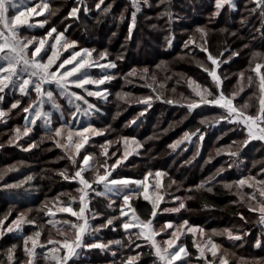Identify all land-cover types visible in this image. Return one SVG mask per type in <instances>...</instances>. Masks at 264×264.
<instances>
[{
	"label": "snow or ice",
	"instance_id": "6c2138e0",
	"mask_svg": "<svg viewBox=\"0 0 264 264\" xmlns=\"http://www.w3.org/2000/svg\"><path fill=\"white\" fill-rule=\"evenodd\" d=\"M129 2L132 8L128 26L129 38H131L132 32L137 26V14L141 12L143 5L149 7L151 5L148 4V0H129ZM22 3L23 0H19V2L18 0H0V120L9 116L13 110H20L25 114L23 131L20 127L15 129V140L19 141L22 137L29 136L32 131L31 126H35L37 120L42 119L45 125V136L42 137V140H51L56 147L62 149L66 159L74 169L72 172L63 169L57 174L64 181L77 184L78 187L75 191L78 195L71 196V194L61 193L52 200H45L37 209L38 212H42L48 217L47 225L61 223L53 219L58 213H66L71 218H75L74 220L65 219L62 221V224L71 232L68 233L58 228L59 239H53L52 233L49 232L46 241L42 242L41 236L45 225H37L36 221L28 219L25 213H19L16 219L7 225H5V221L11 213L0 218V239L8 233L22 232V226L26 223L37 228L32 234L21 237L22 245L13 244L7 249L5 264H36L37 250H44L46 247L45 260H50L54 264H68L74 257H79L83 250H110L113 245L126 249L129 253H135L124 257L122 264H141L143 252L137 250L144 246L149 247V254L153 256L154 264H188L191 253L184 240L189 237L192 239V246L197 252L195 259L201 264H235L234 261H230L228 251L216 243L213 237L224 236L228 241L239 242L242 245L245 239L251 235L250 232L243 228L235 231L228 228L221 231L212 230L208 234L199 225L190 224L187 219H183L180 223L168 220L157 228L158 216H162L164 213H180L181 210H186L185 198L178 195L172 196L170 201L176 203V207L161 209V204L168 202L165 201V196L169 195L168 189L176 181H171L165 186L163 178L168 174L162 170L155 172L149 170L140 179L120 176L119 173L113 175L116 169L124 164L133 153L138 154L137 150L143 145L135 137L129 136H121L116 141L109 140L106 133L110 131V126L100 129L92 123L79 124V121L81 117L90 119L100 111L95 104L90 103L89 98L94 97L105 101L108 99L111 93L107 85L117 79L115 75L111 74V70L117 69L116 62L109 59V53L106 50L97 53L96 49L80 47L75 40L69 41L65 36L67 29L58 32L55 27H51L42 37L22 36L21 31L25 28H45L48 17L56 13V9L51 6L49 0H40L34 7L25 6L21 9ZM249 3L254 5L249 9L250 14L259 13L264 17V0H249ZM169 4L170 0H159L158 6H165V11L161 15H166L171 21L172 12L168 9ZM102 5H105V0H98L95 8L104 14L111 11L112 4H107L103 8ZM226 6L233 10L236 9L234 0H214L215 11L212 16H219L221 10L225 9ZM10 10L14 11L15 14L9 15ZM81 10V7H72L68 16L78 18ZM45 13L47 16L38 24L30 23L32 17L44 16ZM120 18L123 20L124 16L121 15ZM195 32L199 34L201 42L190 36L188 40L184 41L183 47L188 50L191 59L210 78L209 83L212 87L201 84L193 77H187L185 83L190 89L191 97L181 96L179 100H165L158 87L154 86L156 84L155 75L151 74L150 70L145 67L140 70L132 69L124 76V80L125 83H132L131 78H137L153 94L145 97H133L130 92L120 91L116 93V99L124 103L142 104L145 109L150 108L155 100H163L165 103L184 107L189 113L201 108L219 110L221 114L214 118V123L223 122L232 125L234 130H242L246 137L242 141L232 142V145L237 146L235 151L231 150L232 145L227 146V149L216 150V155L226 153L232 160L239 157L242 148L247 147L252 141L264 142V53L250 49L249 67L246 70L249 75L246 76L245 71H240L236 74L238 77L237 88L231 92H226L224 85L228 76L226 73L221 75L220 69L222 65L229 64L234 58L239 57L241 52L225 48V51L229 53L227 59L222 58L223 52L219 55H213L205 39L208 35L206 29L199 27ZM173 39L174 37H170L168 40L169 48L172 47ZM244 47L249 48V45L245 44ZM197 51L205 54L207 63L196 60L193 53ZM65 53H67L66 56ZM94 53H97L95 57L93 56ZM121 58L117 57V59ZM185 58L184 56L179 57V59ZM159 67L160 65H157V68ZM92 69L101 70L98 78L91 74ZM168 78L171 79V77ZM179 82L178 79L177 83ZM245 85L248 88L255 86L256 89L253 93L257 100L254 113L249 111L253 105L247 101L242 105L235 103L239 94L245 90ZM53 87L69 105L70 116H64L60 105L57 103L56 94L51 90ZM159 87L162 88L163 85ZM6 89L17 90L22 97L29 98L30 103L21 107V100L18 99L5 110L3 94ZM172 91L175 92V89L173 88ZM33 93L36 96L35 100H31ZM45 104L50 105L53 110L60 113L58 126L53 127L52 112L44 111ZM143 114V112L140 113L141 116ZM130 123L134 124L136 121L133 120ZM200 123L205 124L208 121L205 119L201 120ZM94 137H105V142L99 145V156L89 150L90 141ZM193 137H196L200 142L193 156L195 159L199 155L204 140V133L199 128L191 133L185 132L180 140L169 147L175 150L185 142L192 143ZM12 142L13 140H9V143ZM114 145H116L115 149L111 150ZM35 147L37 145L31 143L24 150L29 151ZM211 159L210 156L206 163L210 162ZM109 161L113 162L109 164ZM228 167L231 168L232 164L230 163ZM14 170L17 169L9 167L0 170V181L4 180L8 172ZM225 171L226 169L223 167L217 169L213 176L202 181L195 189L189 188L187 191L205 189L207 192H212V187H208V185L214 184L217 177H222ZM258 176L264 177V163H261L257 175L241 176L238 180L223 182L222 187L233 192L237 197L233 204L246 206L250 214L257 215V224L264 227V178L258 179ZM150 177L153 178L151 182ZM32 179V176H28L21 183H5L3 187L5 189L20 188L23 183ZM100 188L102 191H98ZM64 195L69 196L67 203L61 200V196ZM113 196L120 200L118 216H103L102 213L94 211L91 207L94 197H106L109 199L107 208L111 210L116 203L115 200L111 199ZM140 199L149 205L146 217H142L137 212L136 207L133 206L134 201ZM187 199H192V197L189 196ZM73 204H76L77 207L74 208ZM101 219L103 222L94 227V222ZM239 219L244 224L248 223L243 213H239ZM117 224H119V230L124 239L107 243L101 241L86 242V237L91 238L94 233L104 229L117 231ZM197 236L202 242H197ZM158 237L161 239L158 240ZM164 237L167 238L164 239ZM18 247L26 256L23 262L16 258ZM254 247L264 249V241L259 238L256 239ZM112 255L115 256L116 253L113 252ZM243 264H264V258L244 260Z\"/></svg>",
	"mask_w": 264,
	"mask_h": 264
},
{
	"label": "trees",
	"instance_id": "16d2710c",
	"mask_svg": "<svg viewBox=\"0 0 264 264\" xmlns=\"http://www.w3.org/2000/svg\"><path fill=\"white\" fill-rule=\"evenodd\" d=\"M36 1L40 0H23L21 9L25 6H32ZM49 2L56 9V13L48 17L45 28H25L23 29L25 33L36 36L46 34L50 25L55 24L60 31L67 29L66 35L73 31L80 32L82 36V40L80 39V41L85 46L96 45V48L98 47L97 53L99 50H105V47L110 46L106 44L110 42L112 44V47L110 46L111 52L106 50L109 53V59L122 57L118 61L120 64L126 65V71L137 66L139 68L142 65L150 66L148 63L154 62L151 64L154 65V69H148L151 74L155 75L156 84L154 86L158 87L160 94L165 100H179L181 96L191 97L190 90H177L174 88V84L178 79L179 83L185 82L186 76L181 75L180 70L190 76H194L195 73H198V77L202 75L199 79L204 80L206 86L212 87L207 74L198 67L196 62L191 59L188 50H185L183 47L184 41L188 40L190 36L201 42L199 34L195 32L199 27L206 29L208 35L205 39L213 55H219L223 52L224 56L222 58L227 59L229 53L225 51V48L241 52L239 57L234 58L229 64L222 65L220 69L221 75L226 73L228 76V80L225 81L224 85L226 92H231L237 88L238 77L236 74L240 71H245L246 76L249 75L246 70L249 67L250 49L251 51L264 53V47H262L264 46V17L259 13H249V9L254 6L249 3V0H234L236 4L235 10L226 6L225 9L221 10V14L216 17L212 16V13L215 11L214 0H170L168 9L172 12L171 21H169L166 15H161L165 11V6H158L159 0H148V4L151 6H142L141 12L137 14V26L132 32L131 38H129L128 32L130 12L132 10L129 0H105V5H102V8L107 4H112V9L107 14L95 8L98 0H82V3L81 0H49ZM72 7H81L82 10L78 14V18L68 16ZM14 14L15 12L10 10L9 15ZM121 15L124 16L123 20L120 18ZM45 16H47V13L37 18L43 20ZM33 20L35 19L33 18ZM170 37H174L171 48L168 47ZM245 44L249 45V48H245ZM97 53L93 55L96 56ZM193 55H195L196 60L207 63L205 54L197 51ZM181 56L186 58L179 59ZM157 65H160V67L157 68ZM112 71L114 74L118 73L119 76L116 80H113L114 82L112 81L113 83L108 84V87H110L109 92L111 93L108 96V100L100 104V111L90 119L88 117H81L79 124L86 125L87 123H92L98 125L105 123L106 128L110 126V134L121 133L124 130L146 136V134L150 135L151 132L156 130L157 134L155 135H159L158 145L150 152L152 158L149 161H154L136 168V163L133 161L132 156H130L124 164L116 169L113 175L117 173L125 176H131L135 173L138 175L143 173L147 166H150V169H161L164 167V170H171L172 167H175V172L178 169H181V171L177 175L176 183L172 184V186L174 191H181L178 195L182 196L187 193V189H195L202 181H205L209 176H213L216 168L220 165L222 166L223 160L224 163L226 161L225 164L228 163L229 157L226 153L216 155L213 149L216 150L222 145H232L234 139L237 138L244 140L245 135L241 130H234L233 126L227 123H214V118L221 114L219 110L201 108L189 113L186 108L180 107L177 104L165 103L163 100H155L152 106L147 109H145L144 105L138 103H134V106L130 107L127 105L126 108L121 109L124 102L116 99V93L122 90L124 84L122 74L126 73H119L118 69H113ZM168 77H171V79ZM160 85H163V87L160 88ZM173 88L175 92L172 91ZM149 91L151 90L149 89ZM255 91V86L248 88L245 85V90L239 94L236 102L240 103L247 96L252 95L251 100L256 105L257 100L253 97ZM55 92L58 95L57 91ZM146 93L147 90L143 87H136L133 92L134 95H144ZM13 97L14 95L10 94V92L4 93L3 106L5 109L13 103ZM63 101L65 102V108L69 109L64 98ZM139 106H142L141 111H144V114L142 116H133L135 109ZM253 107L250 108V111L254 110ZM61 110L64 116L68 117L64 110ZM55 113L57 120L54 126L58 125L60 119V113L58 111ZM212 116L215 117L213 118ZM202 119H207L208 123L201 124L200 121ZM133 120L136 123H130ZM13 125L24 127V116H20L18 110H13L9 116L0 120V167L6 164L17 169L8 172L4 180L0 181V218L11 213L5 221V225H7L13 219H16L19 213H25L28 219L38 221L39 225H45L41 241H46L49 232L52 233L54 239H59L60 236L57 233V229L59 228L63 231L68 229L62 224V221L71 218L70 215L58 213L53 219L61 223L47 225L46 221L48 217L44 213L38 212L37 209L41 207L45 200H52V198L61 193L77 196L78 194L75 189L78 185L62 180L57 174L58 172H55L57 167L52 170L54 167L53 162L47 163L51 159L52 150L47 148L49 141L47 139L42 140V137L45 136V126L41 127L40 124H37L33 128L31 132L37 140L39 139V143L36 144L37 147L25 151L24 148L20 149L19 145L14 142L13 144L7 142V139H10L13 134L11 133L13 132ZM198 128L204 133V140L200 147L199 155L195 159H193V156L197 151V146L200 144L196 137H193L192 143L185 142L175 150L169 147L183 131L187 130L191 133ZM259 144V141H252L240 151L241 157L250 159L246 162L248 166H251L252 160L256 161L252 165L251 172H255V170L260 171V165L264 163V146L260 147L261 144ZM151 146L153 145L149 147ZM231 150L234 151V148H231ZM210 156L212 157L211 161L206 163ZM18 161H25L30 164L16 165ZM64 163L69 172L74 170L68 160ZM230 163L231 160H229ZM224 168L226 171L222 174V177H217V181L214 184L208 185V187H212V192H207L205 189L191 192L194 193V202L188 201L186 210L190 209L188 214L194 218L193 220L204 218L205 220L208 219L209 223L213 222L214 225L222 227V230L231 228L235 231L243 228L251 233L245 239L243 245L239 242H230L226 237L219 236L224 239L226 246L235 247V254L238 256L233 260L235 264L238 263L240 257L241 259L245 257V254L239 253L242 249L250 251L249 254H252L255 258H263L264 249L256 248L254 244L258 238L264 241V227L257 224V215L250 214L246 206L233 204V201L237 197L233 192L223 188L222 183L238 180L241 178V175L233 167L229 168L226 166ZM183 173H185V178L183 177ZM28 176H32L33 179L27 183H23L20 188L5 189L3 187L5 183H21ZM178 183H182V186ZM184 186L185 188L183 189ZM98 190H102V188ZM245 191L248 190L245 189ZM113 198L116 204L120 201L115 196L111 197L112 200ZM68 199V195L61 196V200L65 201V203H67ZM108 203L109 199L106 197H94L91 207L94 211L102 213L103 216L118 215L116 207H113L111 210L107 208ZM133 206L136 207L137 212L142 217L148 215L149 205L147 202L142 199L136 200ZM73 207L76 208L77 205L73 204ZM186 210H183V212ZM239 213H243L247 218V224H244L239 219ZM217 217L221 219L215 221V219H218ZM102 222V219L97 220L93 226L95 227L96 224ZM203 223H205L203 225H209L207 222ZM33 232L32 226L26 223L22 226V232L8 233L0 239V264H5L7 249L11 245H22L21 237L30 235ZM120 239H124V237L119 230V224H117V231L104 229L98 233H94L91 238L86 237V242L101 241L107 243ZM184 242L188 245L189 252L191 253L189 261L191 263L200 262L195 259L197 254L196 249L192 246V239L189 237ZM137 251L143 252L141 264H154V258L149 254V247L144 246ZM113 252L116 253L115 256L112 255ZM129 254L132 253L113 245L110 250H83L79 257H74L68 264H122L123 258ZM16 258L21 262L26 259L20 247L16 250ZM229 259L232 261L230 257ZM36 264H50L44 259V254L40 250L36 255Z\"/></svg>",
	"mask_w": 264,
	"mask_h": 264
},
{
	"label": "rangeland",
	"instance_id": "374dc122",
	"mask_svg": "<svg viewBox=\"0 0 264 264\" xmlns=\"http://www.w3.org/2000/svg\"><path fill=\"white\" fill-rule=\"evenodd\" d=\"M40 1H36L32 6H29V7H34L35 6V4L36 3H39ZM23 9V8H22ZM33 18L35 19V20H33ZM39 21H41V20H39L37 17H32L31 19H30V23H32V24H38V22ZM87 25V24H86ZM51 27H55L56 29H57V31L58 32H60V30L56 27V25L55 24H51L50 25V28ZM50 28L48 29V30H50ZM21 35L22 36H27V37H31V36H36V35H32V34H28V33H25L23 30L21 31ZM44 35H46V34H41V35H38L37 37H42V36H44ZM55 35V34H54ZM65 36H66V38L69 40V41H72V40H75V41H77L78 42V44H79V46L80 47H85V48H90V49H98V47L96 48V45H94V46H85V44L82 42V41H80V39L82 40V36H81V33L80 32H78V31H73L72 33H69L68 35H66L65 34ZM77 36V37H76ZM107 45H110L111 47H112V44L110 43V42H107L106 43ZM110 46H107V47H105V50H107V51H109V52H111L110 51ZM105 50H99V52H102V51H105ZM70 51V50H69ZM67 55V53H65V56ZM94 56V55H93ZM95 57V56H94ZM138 58H140V57H138ZM113 61H115L116 62V64H117V69H118V72L120 73V72H125L126 74L127 73H129L132 69H137V70H139V69H143V68H145V67H147V68H149V69H154V65H151V64H153V63H148V64H150V66H148V65H142L141 66V68H139L138 66L137 67H133V68H131V70H125L126 69V65H122V64H120L119 63V61H118V59L117 58H113L112 59ZM124 70V71H123ZM100 72H101V70L100 69H92L91 70V74L94 76V77H99V75H100ZM180 72V74L181 75H183V76H186V78L187 77H193V78H195L196 80H198L201 84H204L205 85V81L204 80H201V79H199V78H201L202 77V75H199V77H198V73H195V75L194 76H190V75H188V74H186V72H184V71H182V70H180L179 71ZM111 74H113V75H115L116 77H118L119 76V74L118 73H113V71L111 70ZM124 74V73H123ZM122 74V78H124V75H126V74H124L123 75ZM132 80H133V82L132 83H125V80H124V84H123V86H122V90H120V91H125V92H130V93H132V95H133V97H145V96H148V95H151L152 94V92L151 91H149V88H147V87H145L144 86V84H143V82L142 81H140L139 79H137V78H131ZM116 80V79H115ZM209 80H210V78H209ZM114 82V81H113ZM112 82V83H113ZM177 83V82H176ZM174 84V88L175 89H177V90H179V89H186V90H190V89H188V87H187V85H186V83L185 82H182V83H177V84ZM107 87H108V85H107ZM136 87H143V88H146V90H147V93L146 94H144V95H134L133 94V92L135 91V88ZM53 92H54V94H56V92L55 91H57L54 87L51 89ZM108 90L110 91V87H108ZM120 91H118V92H120ZM5 92H10V94H13L14 95V101L13 102H15V100H21V107H25V106H27L28 105V103H30V100H29V98H27V97H22L21 95H20V93L17 91V90H10V89H6L5 90ZM4 95V94H3ZM252 95H249V96H247L244 100H242L240 103H237L236 101H235V103L237 104V105H242V104H244L246 101L249 103V104H253V106L255 107V103L250 99V97H251ZM56 97H57V103L60 105V108L61 109H63L64 110V112L68 115V116H70V110L69 109H66L65 108V102L63 101V98L62 97H60L59 95H57L56 94ZM254 97V96H253ZM36 99V96H35V94L33 93L32 94V96H31V100H35ZM108 100V99H107ZM89 101H90V103H93V104H95L96 106H97V108H101V106H100V104L101 103H105L106 101L105 100H98V99H96V98H89ZM134 103L135 102H132V103H123V107L121 108V109H123L124 107L126 108V106L127 105H129V107L130 106H134ZM9 106V105H8ZM141 107L142 106H139L137 109H135V112H134V115L133 116H139L140 115V113L141 112H144V111H141ZM253 107V111H250V109H249V111L250 112H255V108ZM68 108H69V105H68ZM5 110H7V109H5ZM19 111V114H20V116H25V114L22 112V111H20V110H18ZM44 111H49V112H52V124H53V126H54V123L56 122V120H57V118H56V110H53L52 108H51V106L50 105H48V104H45V107H44ZM55 115V116H54ZM218 116V115H217ZM213 117V116H212ZM215 117V116H214ZM213 117V118H214ZM135 118V117H134ZM202 120H205V119H202ZM39 125L40 124V126L42 127V126H45L44 125V123H43V121H42V119L41 120H37V123H36V125ZM35 125V126H36ZM94 125V124H93ZM35 126H31L32 127V130H33V128H35ZM56 126H58V125H56ZM96 128H100V129H104V128H106L105 127V123H100V124H95L94 125ZM17 127H20L21 128V131H23V126H19V125H13V127H12V130H13V132H11V133H13L12 134V136H11V138L10 139H7V142L9 143V140H13V142L14 143H16V144H18L19 145V147H20V149L21 148H24V149H26V148H28V146H29V144H31V143H35V144H37V143H39V139L37 140V138L36 137H34L33 136V134H32V132H30V134H29V136H26V137H22L19 141H16L15 140V135H16V133H15V129L17 128ZM55 127V126H54ZM156 130H154V132H151L150 133V135H147L146 134V136L145 135H139V134H137V133H133L132 131L131 132H128V131H124V130H122V132L121 133H117V134H110V132H108V133H106V136H107V139H109V140H112V141H116L119 137H121V136H129V137H135L142 145H143V147L142 148H139L137 151H138V154L137 153H133V155H131L132 156V158H133V161L136 163L135 164V166H136V168H139V167H141V166H144V165H147V164H150V162H152V161H154V160H150L149 161V159H151L152 158V155H151V151L153 150V148L155 147V146H157L158 145V136L157 135H155V134H157V132H155ZM185 132H188L187 130H185V131H183L182 133H181V135L180 136H178V138L176 139V140H174V142H176V141H178V140H180L182 137H183V134L185 133ZM241 132H243L242 130H241ZM244 133V132H243ZM45 134V133H44ZM245 135V134H244ZM245 137V136H244ZM149 138V139H148ZM246 138V137H245ZM244 138V139H245ZM48 140V139H47ZM243 139L242 138H237V139H234V141H237V142H239V141H242ZM49 142H48V147L47 148H49V149H51L52 151H51V159H49L48 161H47V163L48 162H53V164H54V167L52 168V170L55 168V167H57L55 170V172H59V171H61V170H63V169H66L67 168V166L65 167V163L64 162H67V159H66V157H65V154H64V151L62 150V149H60V148H58V147H56L55 146V144L53 143V141H51V140H48ZM13 142L11 143V144H13ZM41 142V141H40ZM105 142V137H94V138H92L91 139V141H90V145H91V147H90V151L91 152H93L94 154H96L97 156H99V145L100 144H103ZM259 143L261 144H259L260 145V147H262V146H264V142H261V141H259ZM150 145H153V146H151V147H149ZM229 145H231V144H229ZM229 145H222L221 147H219L218 149H220V148H225V149H227V146H229ZM115 147H116V145H114L113 146V149H111V150H114L115 149ZM232 148H234V151L237 149V146L236 145H233L232 146ZM110 150V151H111ZM122 150V149H121ZM217 150V149H216ZM216 150L215 149H213V152L214 153H216ZM114 159V158H113ZM65 160V161H64ZM229 158H228V163L227 164H225L226 163V161H225V163H224V160L222 161V166L220 165L219 167H217L216 168V171H217V169H219V168H221V167H226V166H228L229 165ZM247 160H250L249 158H244V157H241L240 155H239V157H236V158H233L232 160H231V163H232V167L234 168V170H236V171H238L239 173H240V175L241 176H247V175H257V173L259 172V170H255V172L253 171V172H251L252 171V165L253 164H255L256 163V161H254V160H252L251 161V166L249 165H247L246 164V162H247ZM50 162V163H51ZM113 161H109V164H111ZM17 164H30V163H28V162H25V161H18L17 163H16V165ZM38 164H39V161H38ZM224 164H225V166H224ZM163 166H165V165H163ZM163 166H161V167H163ZM9 167H11V165H3L2 167H0V170H4V169H7V168H9ZM164 168V167H163ZM163 168H161V169H150V166H147V168H146V170L143 172V173H140V174H132L131 176H126V177H133V178H136V179H140V178H142V176L147 172V171H149V170H151V171H153V172H155L156 170H162V171H164V172H166L168 175L167 176H165L164 178H163V184L165 185V186H167L171 181H176V179H177V175H179V173H180V171H181V169H178L176 172H175V167H172L171 168V170L169 171V170H164ZM40 170V169H39ZM38 170V171H39ZM249 170V171H248ZM216 173V172H215ZM115 176V175H114ZM120 176H125V175H120ZM183 177L185 178V173H183ZM182 177V178H183ZM170 178V179H169ZM258 179H261V178H264V177H260V176H258L257 177ZM152 179L153 178H149V180H150V182L152 181ZM229 182H232V180H230ZM179 185H181L182 186V183H178ZM177 188H179V187H177ZM185 188V186L183 187V189ZM98 191H102V190H98ZM168 191H169V195H167V196H165V201H168L167 203H162L161 204V209H163L164 207H169V208H171V207H176L177 206V204L176 203H173V202H170L171 200H172V196H176V195H178L181 191H174V188H173V186H171V188L170 189H168ZM186 191V190H185ZM187 193L186 194H184V195H182L181 197H184L185 198V202H186V207H188L187 206V202L189 201V202H194V193H191V192H189V191H186ZM179 196V195H178ZM189 196H191L192 197V199H187V197H189ZM113 200H114V198H113ZM119 204H120V201H118L117 202V204L115 203V205L113 206V207H116L117 209V211H118V206H119ZM189 210L190 209H188V210H186L185 212H183V210H181V212L180 213H164L162 216H158V223H157V228H159L160 226H162L164 223H165V221H168V220H172V221H174L175 223H180L183 219H187L188 221H189V223L190 224H192V225H199L201 228H203L204 230H205V232L206 233H208V234H210L211 232H212V230H217V231H221L223 228L222 227H218V225H214V223L213 222H211V223H209L210 221L207 219V220H205L204 218H200V219H196V220H193L194 218L193 217H191L189 214H188V212H189ZM26 212H28V211H26ZM117 214L119 215V212H117ZM117 215V216H118ZM218 219H215V221H217V220H220L221 218L220 217H217ZM69 219H75V218H69ZM36 221V220H35ZM222 221V220H221ZM203 222H207V223H209V225L208 224H206V225H203V224H205V223H203ZM36 224L37 225H39V223H38V221H36ZM57 224V223H56ZM41 225V224H40ZM32 226V229L34 230V231H36L37 230V228L34 226V225H31ZM264 229V228H263ZM66 232H68V233H70L71 232V230L70 229H66L65 230ZM48 237V236H47ZM53 238V237H52ZM167 237H164V239H166ZM47 239V238H46ZM54 239V238H53ZM158 240L159 239H161L160 237H158L157 238ZM213 239L216 241V243H218V244H220V245H222L223 246V249H225V250H227L228 251V253L230 254L229 255V257L232 259V261L235 259V258H237L238 256H236V249H235V247H230V246H226L225 245V243H224V239L222 238V237H213ZM185 241V240H184ZM42 242H45V241H42ZM197 242H202L201 241V239H200V237L199 236H197ZM243 244H244V242H243ZM242 244V245H243ZM50 247V246H49ZM39 250L40 249H38L37 250V253L39 252ZM40 251H42V253L45 255V252L47 251V247L44 249V250H40ZM241 252V254H245V257H243L242 259H241V257L238 259V263H236V264H243V261L244 260H252V259H257V260H259V259H261V258H255V257H253V255L252 254H249V252L250 251H248L247 249H242V250H240L239 251V253ZM132 254H135V253H132ZM196 254H197V252H196ZM264 258V257H263ZM50 264H54V262H52V261H50V260H47ZM70 262V261H69ZM68 262V263H69ZM188 264H201V262H193V263H191L190 261L188 262Z\"/></svg>",
	"mask_w": 264,
	"mask_h": 264
}]
</instances>
